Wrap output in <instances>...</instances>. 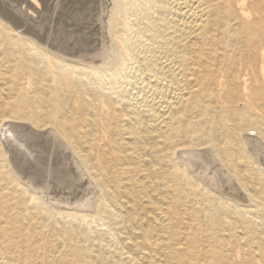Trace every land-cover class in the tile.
<instances>
[{"label":"bare ground","instance_id":"6f19581e","mask_svg":"<svg viewBox=\"0 0 264 264\" xmlns=\"http://www.w3.org/2000/svg\"><path fill=\"white\" fill-rule=\"evenodd\" d=\"M110 2L103 22L80 1L64 18L71 0H0V264H264L243 242L264 247V0ZM184 191L212 236L183 235ZM123 203L136 234L119 247L92 226Z\"/></svg>","mask_w":264,"mask_h":264},{"label":"rangeland","instance_id":"374dc122","mask_svg":"<svg viewBox=\"0 0 264 264\" xmlns=\"http://www.w3.org/2000/svg\"><path fill=\"white\" fill-rule=\"evenodd\" d=\"M78 1V2H77ZM79 1L81 2L80 4H82V5H84L85 6V4H86V6H85V12H86V14L87 15H89V16H100L101 18L100 19H102L103 20V18L105 17V14H103V13H106V16H108V13H109V8L111 7V2H110V0L109 1H107V0H99V1H101L100 2V6L102 7V9H104L103 7L105 6V10H104V12H103V10L101 9V7L99 8V12L98 13H100V14H97L96 15V13L95 12H97V10H98V3L96 2V1H98V0H75V2H77V4H79ZM73 2H74V0H71V4H72V6H74L73 5ZM104 2V3H103ZM108 2V3H107ZM85 3V4H84ZM89 3V4H88ZM96 3H97V5H96ZM102 3H103V5H102ZM76 4V5H77ZM79 4V5H80ZM110 4V5H109ZM76 5L74 6V7H72L73 8V10H72V8L70 7L69 8V10H68V12L67 13H64V18H68V16H70V17H72V13H71V11L72 12H74L73 13V15L75 14V10H77V7H79V5L76 7ZM90 6V7H89ZM97 6V7H96ZM92 8H93V10H92ZM79 9V8H78ZM90 9V10H89ZM100 9L102 10V12L100 11ZM107 9V10H106ZM130 10H133V7H130L129 8ZM89 11V12H87V11ZM70 11V12H69ZM106 11V12H105ZM101 14L102 15H104L103 17L101 16ZM63 16V15H62ZM88 16V17H89ZM99 18V17H98ZM100 19H98L100 22L102 21V20H100ZM90 21V22H89ZM98 21V22H99ZM77 22V23H76ZM94 19L92 20H89L88 19V22L86 21H84L83 23H82V21H74V23L76 24L75 26L77 27V28H80V30H79V32L80 33H82L83 35H85L84 37L87 39V38H89L91 35L93 36V33L95 34V33H98V31L101 33V31H102V29H99L100 28V26H102V23L104 22V20H103V22H101V24L99 25L98 23H96L95 22V24H94ZM82 23V24H81ZM87 23V24H86ZM90 23V24H89ZM86 25V26H85ZM83 27V29H82V27ZM85 26V27H84ZM91 26V27H90ZM96 26H97V28H96ZM88 28V29H87ZM82 29V30H81ZM87 29V30H86ZM88 31H89V33H88ZM93 31V32H92ZM78 32V31H77ZM86 32V33H85ZM91 32V33H90ZM76 33V32H75ZM133 33L130 35V39L133 41ZM81 36V34H79L78 35V38ZM132 37V38H131ZM129 69V68H128ZM128 69H126V72L127 73H129V75H130V77H131V83L129 82V81H124V85H123V87L126 89V90H128L130 93H132L134 90H133V77H132V75H133V70L132 71H129ZM133 69V68H132ZM128 70V71H127ZM104 74H106V75H110L111 74V72L110 71H107L106 73H104ZM128 83V84H127ZM127 85V86H126ZM130 85V86H129ZM130 90H132V91H130ZM73 93V92H72ZM69 95V97L70 96H74L75 94H68ZM223 95V94H222ZM220 100L223 102V101H225L223 98H222V96H220ZM208 126L209 127H213V128H215V136H216V139H217V142L218 143H221V144H226L227 142V139H228V136H227V132L229 131V126H230V122L229 121H225L226 123H225V125H223V122H222V116H221V114L220 113H218V112H216V111H211L210 113H209V117H208ZM249 176V180H250V182L252 181V180H254L253 178H252V175L251 174H249L248 175ZM254 176V175H253ZM169 179H171V177H170V175H169V177H168V180ZM170 181V180H169ZM187 182H189V181H187ZM190 183V182H189ZM250 185H252L251 183H250ZM186 188H189L190 187V185L189 184H187L186 183ZM166 190L168 191V193H167V197H168V199L169 200H172L173 199V197L175 196V192H174V188H173V186H172V183L171 182H168V185H166ZM185 192V191H184ZM198 192L200 193V191L198 190ZM198 193V194H199ZM197 194V193H196ZM162 195H160L158 192H153V197L155 198V199H158L159 197H161ZM198 197H202L200 194L199 195H197ZM198 199V200H197ZM182 204H183V206H182V209H183V215H182V217L180 218L181 219V224L184 226V227H186V228H184V229H182V232H183V235H187V234H189V235H191V234H193L194 232H199V233H201V234H203V235H206V236H212L213 235V231L211 230V229H209V226L207 225V220H206V218L205 217H203L204 216V213H203V209H206L208 206H209V203L207 202V203H205L206 201H204V200H202L201 198H197L196 197V195H193L191 192H189L188 193V191H187V193L185 192L184 193V195H183V199H182ZM198 203H201V204H198ZM198 204V205H197ZM244 207L242 204H240V208H242V207ZM171 207H173V206H171ZM193 207H195L197 210H200V209H202V212L199 214V216L202 218H204V220L203 221H199V220H196L194 217H192V215L190 214V210H191V208H193ZM249 210H251L252 212L255 210L254 209V207L253 206H250L249 207ZM119 211H120V214H121V219L120 218H115L113 215H110V216H108L107 217V219H105V220H103L102 222H100L98 225L97 224H93V226L92 227H95V228H97V229H99L100 231H102L103 233L106 231L107 232V236H108V239H111V236H110V232H108L107 230L110 228L111 230V234L112 235H114V236H112V238H114V241L116 242V244L119 246V247H123V246H125L126 247V243H127V234H125V232L126 231H128V232H130V234H132V232H133V234L135 235L136 233H135V231H134V226L132 227V226H130V225H128V223L126 222L127 220V218H128V210H127V205L125 204V203H123L122 204V206L120 207V209H119ZM126 214V215H125ZM124 217V218H123ZM222 217V216H221ZM234 218V219H233ZM123 219H125V221L124 222H121ZM133 219H134V216H133ZM225 219V218H224ZM192 220V221H191ZM233 220H236L237 221V224L238 223H240L241 222V218H240V215H239V213H234V216H232V221ZM65 221H71V222H73V223H75V224H77V222H76V220L75 219H72L70 216H67L66 218H65ZM225 221H226V219H225ZM260 221H262L263 223H264V221L263 220H260ZM118 222V223H117ZM116 223V224H115ZM98 226V227H97ZM115 226V227H114ZM234 226V230L238 233V235L239 236H241V235H244V233H243V229H241V228H235V224L233 225ZM122 227H126V229H123V233H121L120 232V228L122 229ZM224 227V226H223ZM93 229V230H96V229ZM219 232V234H221L222 236H227L228 237V239H229V246L228 247H225V249L227 250V252L233 257V259H234V261L235 262H240L241 260H242V250H243V246H244V244L240 241V240H238L237 238H235L234 237V234L231 236V233L230 232H232L231 230H230V227H229V225H226V230L225 231H218ZM45 233H47V231L45 230ZM224 233V234H223ZM240 233V234H239ZM46 235V234H45ZM133 235V237H135ZM74 235H70V237H73ZM237 236V235H236ZM43 238H44V236H43ZM73 238H75V236L73 237ZM116 238V239H115ZM251 240V237H247V239H244L243 240V242L247 245L246 247L248 248V249H251V250H254L255 252V254H257L260 258H264V256H263V254H264V247L260 250V251H258L257 252V243H255V242H253V241H250ZM43 243H42V246L45 244V242H44V240L42 241ZM228 242V241H227ZM123 244V245H122ZM261 244H263V241H261ZM203 246H201V248H198V249H196V250H199V251H203ZM133 256L134 257H136L137 259H138V261H140V262H144V257H143V253H141L140 251H138V250H136V249H133Z\"/></svg>","mask_w":264,"mask_h":264}]
</instances>
